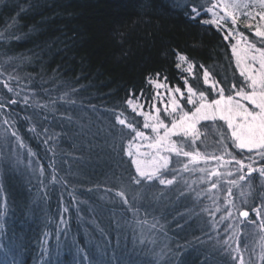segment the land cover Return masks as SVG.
Returning a JSON list of instances; mask_svg holds the SVG:
<instances>
[{
    "label": "trees",
    "instance_id": "trees-1",
    "mask_svg": "<svg viewBox=\"0 0 264 264\" xmlns=\"http://www.w3.org/2000/svg\"><path fill=\"white\" fill-rule=\"evenodd\" d=\"M219 1L0 0V264H264L235 254L247 230L227 216L235 161L257 168L247 210L264 243V162L226 124L173 137L182 159L150 174L137 159L183 116L248 91ZM195 153L219 175L183 171ZM146 227L183 254L150 259Z\"/></svg>",
    "mask_w": 264,
    "mask_h": 264
},
{
    "label": "rangeland",
    "instance_id": "rangeland-1",
    "mask_svg": "<svg viewBox=\"0 0 264 264\" xmlns=\"http://www.w3.org/2000/svg\"><path fill=\"white\" fill-rule=\"evenodd\" d=\"M219 2V12L222 16L219 21L231 22L234 28L237 40L235 56L242 74L248 81V91L239 93L236 99L222 98L215 103H206L194 113L183 116L182 120L171 128L164 129L166 133H161L162 135L158 136L150 145L151 148H149L152 152L150 156L137 158L139 168L143 172L149 173V171H153V168L165 167L173 158L182 159L179 156L184 155V151L172 141L173 137H185L184 141H187V138L195 140L198 125L204 121H220L226 124L235 146L239 150L256 153L255 156L258 160L264 162V0H220ZM249 34L250 36H248ZM185 157L188 163L183 167V171H187L188 167L191 168V174H200L199 180L202 182L219 175L222 168L220 160L217 158L196 153ZM236 163L237 161L233 167L234 170L237 169L235 172L238 173L234 174L233 178L234 186L240 196L227 216L228 219L231 218L246 229L247 233L241 240L243 247L238 248L239 241H232L237 247L235 254H264L262 253L264 243L261 240L258 241V236L263 232V226L258 224V213L253 218L247 210L253 194L252 179L245 177V174L248 173L251 177L257 168L240 162ZM194 183L200 184L199 182ZM192 185L193 183L190 181H183L182 187L191 190ZM182 187L179 186L177 189L181 188L182 190ZM210 188H215L213 181H211ZM194 197H197V194H194ZM243 214H246V217ZM238 216L241 220L237 219ZM228 221L227 224L230 225L232 221ZM222 224L223 222L219 223V229ZM202 225L203 222L194 224L196 227L200 226L203 231L211 230L216 226L213 223L208 224V227ZM191 226L193 225H188V227ZM238 230V228L232 230L231 236L227 239L234 237ZM145 232L147 235L142 238L141 247L150 259L165 258L167 254H183L174 250L172 241L162 233H153L148 227L143 229V233ZM227 239L225 241H228Z\"/></svg>",
    "mask_w": 264,
    "mask_h": 264
},
{
    "label": "water",
    "instance_id": "water-1",
    "mask_svg": "<svg viewBox=\"0 0 264 264\" xmlns=\"http://www.w3.org/2000/svg\"><path fill=\"white\" fill-rule=\"evenodd\" d=\"M244 217H246V214H243Z\"/></svg>",
    "mask_w": 264,
    "mask_h": 264
}]
</instances>
